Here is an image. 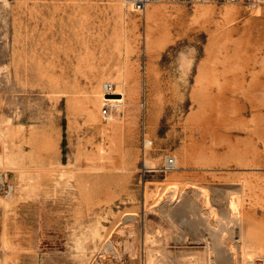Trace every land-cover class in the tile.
<instances>
[{"label":"rangeland","instance_id":"1","mask_svg":"<svg viewBox=\"0 0 264 264\" xmlns=\"http://www.w3.org/2000/svg\"><path fill=\"white\" fill-rule=\"evenodd\" d=\"M0 264H264V6L0 0Z\"/></svg>","mask_w":264,"mask_h":264},{"label":"built area","instance_id":"2","mask_svg":"<svg viewBox=\"0 0 264 264\" xmlns=\"http://www.w3.org/2000/svg\"><path fill=\"white\" fill-rule=\"evenodd\" d=\"M124 5L133 13L140 17H144L148 9L156 4L161 3H176L183 6L195 7L203 4H233L241 5L250 9H256L264 6V0H123ZM105 96H113L115 88L112 84H107L104 89ZM122 107L121 103H109L104 106L102 114L105 118L111 119ZM176 163L174 159H168L164 165V171H172Z\"/></svg>","mask_w":264,"mask_h":264},{"label":"bare ground","instance_id":"3","mask_svg":"<svg viewBox=\"0 0 264 264\" xmlns=\"http://www.w3.org/2000/svg\"><path fill=\"white\" fill-rule=\"evenodd\" d=\"M115 84H117V85H120L121 87L122 86H124V84L123 83H119V82H116ZM113 96H111V97H108V96H105L104 94H100V96L98 97L97 96V98H98V100H97V104H98V102H109V103H124V101H125V99H126V94L124 93V91L122 90V89H117L115 92H114V94H112ZM114 97V98H113ZM116 97V98H115ZM105 103V104H106ZM209 204V203H208ZM207 204V205H208ZM210 205V204H209ZM231 208L232 209H235V207L233 206H231ZM240 240V239H239ZM242 246V245H241ZM245 246V245H244ZM243 246V247H244ZM246 247V246H245ZM252 248V247H251ZM254 248V247H253ZM242 252V251H241ZM242 255V254H241ZM250 259H251V257H250ZM254 259V258H253ZM161 261V260H160ZM150 262V261H149ZM155 262H156V260H155ZM234 263V262H233Z\"/></svg>","mask_w":264,"mask_h":264}]
</instances>
